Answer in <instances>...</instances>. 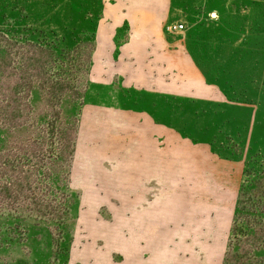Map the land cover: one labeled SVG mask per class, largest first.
<instances>
[{"label": "rangeland", "instance_id": "374dc122", "mask_svg": "<svg viewBox=\"0 0 264 264\" xmlns=\"http://www.w3.org/2000/svg\"><path fill=\"white\" fill-rule=\"evenodd\" d=\"M113 1L0 0V264H92L116 241L111 233L126 230L119 212L136 192L104 184L92 157L112 153L127 131L114 138L96 126L94 136L84 113L162 98L94 77L96 29ZM173 1L166 24L185 21L186 44L223 95L163 99L166 122L196 145L197 159L159 197L210 202L220 264H264V0ZM127 37L122 26L114 40Z\"/></svg>", "mask_w": 264, "mask_h": 264}, {"label": "crops", "instance_id": "0c3cea01", "mask_svg": "<svg viewBox=\"0 0 264 264\" xmlns=\"http://www.w3.org/2000/svg\"><path fill=\"white\" fill-rule=\"evenodd\" d=\"M173 3L114 0L103 6L97 25L92 54L94 77H119L157 96V101L162 98V104L158 101L156 107L149 104L147 109L93 105L84 113L82 126L90 123L93 128L88 131L94 136L96 126L117 133L114 138L123 128L127 131L123 141H113L116 146L112 153L93 155L92 174L109 177L102 178L104 184L124 181L119 186L136 192V197L126 199L124 210L119 212L125 216L126 230L113 231L110 237L116 241L94 251L92 264L221 263L220 240L214 246L216 219L210 202L159 197V192L176 189V176L192 174L197 159L196 145L191 146L190 139L180 136L174 124L166 122L163 99L167 95L211 101L223 95L209 80L211 76L202 66L199 53L186 44L185 21L173 20L185 24V29L178 32L181 37L165 31V21L174 15ZM122 26L128 37L116 43L114 35ZM99 142L106 140L100 138ZM205 151L203 159L211 160L212 152ZM219 219L222 223L223 218ZM224 221L227 223V218ZM86 257L84 262L89 260Z\"/></svg>", "mask_w": 264, "mask_h": 264}, {"label": "built area", "instance_id": "2783aa9c", "mask_svg": "<svg viewBox=\"0 0 264 264\" xmlns=\"http://www.w3.org/2000/svg\"><path fill=\"white\" fill-rule=\"evenodd\" d=\"M185 29L184 22L181 21H170L165 25V31L167 33H178Z\"/></svg>", "mask_w": 264, "mask_h": 264}]
</instances>
